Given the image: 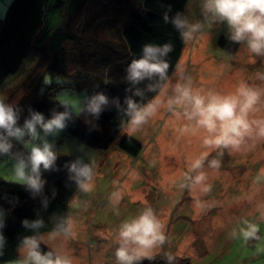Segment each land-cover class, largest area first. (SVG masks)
Returning <instances> with one entry per match:
<instances>
[{"label": "rangeland", "instance_id": "rangeland-1", "mask_svg": "<svg viewBox=\"0 0 264 264\" xmlns=\"http://www.w3.org/2000/svg\"><path fill=\"white\" fill-rule=\"evenodd\" d=\"M11 1L0 0V16H4ZM189 4L186 17L190 21L193 16L189 9L198 4ZM194 16L192 23H203L201 7ZM223 25L226 29L220 23L213 24L199 40L184 44L185 55L187 48L193 47L191 63L183 69L180 63L178 73L167 80L157 95L161 100L157 114L139 130L133 131L127 123L106 149L97 148L85 137L71 133L70 127L76 120V126L83 129V125L86 131L90 127L85 121L87 116L81 114L74 115L58 136L48 137L60 153L57 166L69 163L70 156L94 164L92 190L84 193L77 188L66 205L67 217L75 231L72 246L77 248L78 245L82 250L75 264H116L114 250L120 223L146 206L152 207L165 222L168 239L154 250L151 261L145 259L140 264H264V148L249 139L238 151L210 150L203 144L206 133L183 115L185 109L175 105L172 109L168 107V100L176 95L175 85L187 83L189 78L194 89L205 93L229 94L241 83V73L236 70L241 67L244 56L227 51L217 43L221 33L229 35L227 26ZM102 33L99 31L97 36L102 37ZM240 47L241 51L246 49L238 43ZM36 58L34 53L28 55L20 68L6 78L0 87V99L6 100L21 85L33 69ZM181 59L183 62V52ZM246 64L257 73H264L259 58L253 64L249 61ZM251 68L245 70L249 72ZM98 89L96 85L95 92ZM80 94L93 95L87 86L56 88L57 98L68 99L70 103ZM176 112L180 115H175ZM262 113L264 110L256 113V118ZM185 128L188 131H184ZM122 135H129L143 145L138 156L133 157L118 146ZM78 145H84V150L79 151ZM13 150L25 151L17 142ZM205 151L210 154L198 171H204L208 177L206 182L211 185L208 193L192 185L189 177L196 173L188 171L191 162ZM211 159L220 161L219 168L209 166ZM41 175L46 181L44 187H50L55 172ZM0 177L13 181L7 157H0ZM117 192L122 197L119 204L113 197ZM248 222L259 224L260 231L255 238L245 241L240 229ZM169 255L173 257L171 261ZM18 257L19 252L15 259L0 264H13Z\"/></svg>", "mask_w": 264, "mask_h": 264}, {"label": "clouds", "instance_id": "clouds-1", "mask_svg": "<svg viewBox=\"0 0 264 264\" xmlns=\"http://www.w3.org/2000/svg\"><path fill=\"white\" fill-rule=\"evenodd\" d=\"M200 7L203 23H191L179 12L171 20L167 14L163 17L166 23L170 20L178 30L184 44L199 40L213 24L223 23L227 26L232 42L243 44L253 57H264V0H201ZM172 51L171 43H145L142 54L128 64L126 79L131 84H138L145 79L151 80L153 77L165 79L170 67L165 57ZM256 78L264 81V73H256ZM45 83L49 84L51 81ZM56 83L62 84L63 81L57 80ZM149 90H154V86L149 85ZM175 93V97L168 100L169 109H172L173 105L185 109L183 115L189 121H194L197 129L206 133L203 138L206 148L238 151L249 139H264V117L256 118V113L264 110V87L241 82L235 91L229 94L214 91L205 93L194 89L189 78L187 83L175 85ZM135 95L142 93L137 89ZM112 102L116 104L117 109L120 108L116 99ZM59 103L63 110L53 109L47 119L42 112L29 107L28 117L20 124L21 109L0 99V157H7L11 162L13 182L23 185L33 196L41 193L46 183L41 175L42 170H58L56 161L60 153L48 137H56L63 132L74 115L87 114L98 119L109 105V97L103 92H96L91 96L80 94L74 103H70L68 99ZM125 104L123 111L129 118L127 123L136 131L157 114L161 100L157 96L147 103L139 104L127 97ZM174 114L180 115L178 112ZM184 131L188 129L185 128ZM14 141L22 145L25 151H14ZM84 148V145H78L79 151ZM209 154V151L202 152L191 162L188 170L196 173L189 178L192 185L200 186L203 193L210 192L211 185L206 182V173L198 170L202 168ZM208 163L211 168L220 166L218 159H211ZM64 167L70 173V179L76 182L82 192L88 193L92 190L93 163L84 162L82 158L77 157ZM113 197L115 203L119 204L121 194L113 193ZM44 205L47 206L46 199ZM22 225L27 229L39 230L44 227V221L25 219ZM4 227V213L0 211V255H3L6 243L2 231ZM165 227V222L150 206L122 221L116 235V264H140L145 259L151 261L154 258V250L164 245L168 239ZM259 231V224L248 222L241 227L240 235L247 241L255 238ZM74 237V225L70 218L65 217L46 234L36 231L34 235L24 236L18 247L19 257L13 264H75L74 258L57 246V241ZM42 244L49 250L42 251ZM172 259L169 255L168 260Z\"/></svg>", "mask_w": 264, "mask_h": 264}, {"label": "trees", "instance_id": "trees-1", "mask_svg": "<svg viewBox=\"0 0 264 264\" xmlns=\"http://www.w3.org/2000/svg\"><path fill=\"white\" fill-rule=\"evenodd\" d=\"M187 1L12 0L0 18V86L20 68L28 55L34 53L37 58L31 72L5 102L21 109L19 123L22 124L29 115V107L43 111L45 117L51 116L53 109L62 111L61 100L56 96V88L62 85L77 89L87 86L92 94L96 93L97 85L98 92L107 95L108 83L113 81L123 90L121 96L113 89L111 92L117 96L114 99L120 108L117 109L111 99L98 119L84 114L90 126L87 131L83 125V129L76 126L78 120L70 127L73 135L85 137L90 145L106 149L129 119L123 111L125 99L131 97L144 104L172 73L184 43L170 20L178 12L185 15ZM165 14L170 18L167 23L163 19ZM99 31L103 32L102 37L97 36ZM145 43L173 45V51L165 57L170 64L167 76L131 84L126 79V68L132 59L142 54ZM217 43L230 52L238 47L225 33L218 36ZM57 80L63 83L57 84ZM46 81L51 83L46 84ZM149 85H153L154 90L150 91ZM137 89L142 95H135ZM118 146L133 157L143 149V145L129 135H122ZM75 159L71 157L69 162ZM64 165L57 166L58 170H42V173L55 172V175L51 177L50 187H43L35 196L23 185L0 177V211L4 213L2 231L6 239L0 262L17 257L24 236L50 231L67 217L66 205L78 187ZM25 219H42L44 227L27 229L22 225ZM41 250L49 248L42 244Z\"/></svg>", "mask_w": 264, "mask_h": 264}, {"label": "crops", "instance_id": "crops-1", "mask_svg": "<svg viewBox=\"0 0 264 264\" xmlns=\"http://www.w3.org/2000/svg\"><path fill=\"white\" fill-rule=\"evenodd\" d=\"M190 2H194V3H197L198 4V7L196 6V7H194V6H192L191 7V9H189V12H190V14L193 16L192 18L190 17V21L189 22H193L194 21V19H195V14H196V12L197 11H199L200 10V2H201V0H188L187 2H186V4H185V16L187 15V12H188V6H190ZM221 25H222V27L223 28H225L226 29V27L222 24V23H220ZM185 47H186V45L184 46L183 45V47H182V50H181V52H180V55H179V57H178V60H177V63H176V65H175V67H174V69H173V71H172V73L168 76V78L164 81V83L162 84V86L160 87V89L149 99V100H151L153 97H156L157 95H158V93H159V91L161 90V89H163L162 87H164L165 85H166V83L175 75V74H177L178 73V71H179V68H180V63H181V65H182V69L184 68V66L185 65H189L190 63H191V53H192V46H189L187 49H188V54L187 55H185L184 53H185ZM244 49V51H241V47L240 48H238L237 47V49H236V51L235 52H239V53H242V55L244 56L243 57V60H241V63H242V65H239V69L238 70H236V73H241V79H243V80H240L241 82H246V83H248V84H250V85H255V86H261V87H264V81H262V80H260V79H257L256 78V70H253L252 68H251V66L250 65H248V64H246V62L247 61H249V62H252V64L254 63V62H257V59L259 58V61H260V64L262 65V66H264V57H259V56H256V57H252L249 53H248V51H247V49H245V48H243ZM182 52H183V56H184V61L182 62L181 60V56H182ZM234 52V53H235ZM189 59V63H187V60ZM245 59H247V61H245ZM251 59H253L254 60V62H253V60H251ZM234 66L236 67V64H234ZM247 67H249V68H251V70L249 71V72H247L245 69L247 68ZM257 69V68H256ZM258 70V69H257ZM173 74V75H172ZM172 76V77H171ZM171 77V78H170ZM170 78V79H169ZM169 79V80H168ZM168 80V81H167ZM108 86L110 87L109 88V90H110V92L107 94L108 95V97H109V100H111V99H114L115 97H117V96H121V95H123V90L121 89V87H118V85L115 83V82H113V81H109V83H108ZM1 87V86H0ZM112 89L114 90V91H116V95H115V97H114V94H111V92H112ZM104 93V92H103ZM148 100V101H149ZM147 101V102H148ZM147 102H145V103H147ZM261 117H264V113H262L260 116H259V118H261ZM127 124V123H126ZM252 142L253 143H257V146L258 147H261V148H264V139H255V138H253V140H252ZM68 157V156H67ZM68 159H69V161L71 160V156L70 157H68ZM255 162V161H254ZM256 164H258V162H255ZM48 231H46V232H43L42 234H46ZM74 240V238H69V239H67V240H63V239H61V240H59V241H57V246H59L63 251H66L68 254H70L73 258H74V260H75V262H76V260H78L79 259V257L77 256L79 253L81 254V252H82V250H80L79 248H78V245H77V248L75 247H73L72 246V241ZM80 247V246H79ZM79 252V253H78ZM90 263V262H89Z\"/></svg>", "mask_w": 264, "mask_h": 264}]
</instances>
